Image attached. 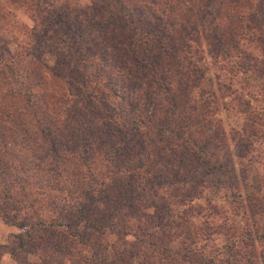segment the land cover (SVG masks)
Wrapping results in <instances>:
<instances>
[{
    "label": "trees",
    "instance_id": "obj_1",
    "mask_svg": "<svg viewBox=\"0 0 264 264\" xmlns=\"http://www.w3.org/2000/svg\"><path fill=\"white\" fill-rule=\"evenodd\" d=\"M8 1L24 5L35 35L45 22L53 26L51 20L60 10L54 0ZM101 2L106 4V27L111 24L123 37L85 41L83 35L94 27L97 16H103L92 3L76 19L77 33L58 37L51 65L34 55L20 63L29 54L25 50L17 54V49H6L0 54V218L22 224L10 245H0V256L15 258L26 251L41 261L53 255L60 256V263L67 258L70 264H83L82 260L86 264H234L236 205L218 223L219 208L202 195L203 178L196 175L198 181L189 183L181 173L194 169L188 162L193 157L202 160L193 176L195 171L208 173L209 165H202L208 164L201 156L204 144L177 160L171 173L177 178L170 181L173 208L144 210L146 191L153 186L150 165L145 166L152 151L150 146L137 147L149 140L142 127H152L154 114L142 110L146 101L141 103L138 89L153 81L155 69L169 71L171 55L175 73L205 76L206 63L197 45L202 24L187 26L181 0ZM213 20L212 50L223 42V33L215 34ZM218 55L215 49L212 57ZM87 64L93 66L92 72L82 71ZM167 95L148 101L153 111L171 108ZM36 182L50 194L46 207L28 189ZM52 191L62 193L61 204ZM198 199L205 203L195 204ZM204 206L208 211H203ZM248 206L243 229L247 234L248 217L258 214ZM193 217L201 218V223L194 226ZM104 228L115 242L100 249L95 241ZM218 236L225 243H214ZM44 250L48 253L42 258ZM248 261L247 256L244 263Z\"/></svg>",
    "mask_w": 264,
    "mask_h": 264
},
{
    "label": "rangeland",
    "instance_id": "obj_2",
    "mask_svg": "<svg viewBox=\"0 0 264 264\" xmlns=\"http://www.w3.org/2000/svg\"><path fill=\"white\" fill-rule=\"evenodd\" d=\"M54 3L60 10L51 20L53 26L45 22L42 28L47 30L42 31L41 28L35 35L29 29L32 21L24 5L0 0V54H4L6 49L11 52L17 49V54L29 53L23 56L22 64L30 55H34L41 63L51 65L58 48V37L69 38L77 33L73 28L76 19L92 3L101 9L103 16H97V22L88 34L84 32L85 41L108 36L123 37L111 24L106 27V11L103 8L106 4L101 0H54ZM181 3L186 6L187 26L193 28L202 24L197 45L206 63V71L203 77L191 76L183 71L175 73V56L171 55L167 59L169 71L165 68L155 69L154 74L151 72L153 81L138 89V95L143 100L141 103L146 101L142 110H152L154 114L152 127H142L149 140L137 147L138 150L140 146L147 150L150 146L152 151L151 159L145 166L150 165L153 186L146 191L144 210L150 212L153 208H158L157 211H164L170 206L173 208L169 193H172L174 186L170 181L177 178L171 175L179 164L177 160L183 154H194L204 144L201 156L208 164L202 165H209L208 173L195 171L193 176L194 169H200L199 162L202 161L193 157L188 162H192L194 169L190 171L189 167L187 171L185 168L181 171L182 176L189 183L198 181L196 175L203 178L205 194L202 195L208 196L219 208L216 215L218 223H221L219 217L228 215L231 207L236 205L233 226L237 248L235 261H231L245 264V257L248 256L247 264H264V0H181ZM211 20L216 24L215 34L223 33L222 44H215L213 50L215 42ZM78 31L82 32V29ZM41 35L42 39L39 38ZM28 48L31 50H26ZM215 49L219 55L214 58L212 54ZM93 70L91 64L82 69L85 73ZM190 86L192 90L189 91ZM164 94L171 97V108L153 111L148 101L160 99ZM11 151L17 150L13 147ZM33 185L28 188L29 191L33 196L41 197L39 202L46 207L51 199L50 194L42 192L37 182ZM54 193H57V202L61 204L62 193ZM194 203L205 202L198 199ZM246 205L258 213L246 218L250 224L248 234L243 231L248 213ZM207 209L204 206L203 211ZM191 220L195 226L202 219L193 217ZM21 230L19 221L6 222L0 218V245H10L12 234ZM88 234L92 237V233ZM114 242L113 235L106 228L102 230V237L95 241L100 249ZM214 243L219 245L225 240L218 236ZM47 253L48 250L40 252L42 258ZM44 260L47 264L71 263L67 258L60 263V256L53 255L49 260L45 258L41 261L37 254L34 256L26 251L18 253L15 258L6 253L0 256V264H45ZM81 263L86 264V261L82 260Z\"/></svg>",
    "mask_w": 264,
    "mask_h": 264
}]
</instances>
